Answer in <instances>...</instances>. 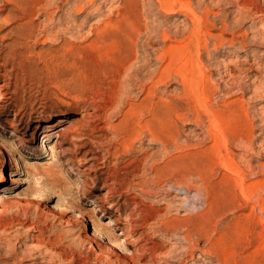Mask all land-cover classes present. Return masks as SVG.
I'll list each match as a JSON object with an SVG mask.
<instances>
[{
  "label": "rangeland",
  "instance_id": "374dc122",
  "mask_svg": "<svg viewBox=\"0 0 264 264\" xmlns=\"http://www.w3.org/2000/svg\"><path fill=\"white\" fill-rule=\"evenodd\" d=\"M186 1L198 16L205 15L215 25L207 33H222L229 40L233 35L231 47L224 43L218 49L204 31L207 49L200 53L204 79L194 78L199 69H189L181 62H171L165 70L169 60L164 49L184 38L192 23L184 15L164 12L158 0H0V90L4 95L0 142L11 146L14 154L9 157L17 159L18 165L29 164L32 169L54 155L63 166L50 180L64 185L60 191L53 189L54 193L42 189L50 198L47 203L16 213L19 203L13 201L29 181L21 173L8 177L13 169L9 159L0 157V196H4L0 199V264H220L211 249L216 237L213 226H224L249 211L228 210L215 218L205 187L216 184L220 174L206 171L203 177L197 173L186 177L167 169L177 160L197 163L213 156L205 151L214 145L208 112L224 109L236 99L253 124L250 142L231 143L236 162L242 169L250 166L247 172L254 170L250 182L264 174L260 166L264 164V0ZM223 23L226 30L221 32ZM161 33L167 35V41ZM130 104L136 109L132 111ZM151 110L162 111L160 115L170 112L158 122L150 120ZM134 111L138 114L132 115ZM179 113L185 116L184 122ZM11 120L14 125L8 124ZM58 128L60 135L53 134ZM153 174L160 176L159 181ZM188 179L199 193L196 188L189 190ZM9 184L16 188L2 192ZM57 194L67 212H80L90 220V228L113 221L116 227L107 231L110 238L136 234L137 242L130 247L132 261L98 254L99 245L91 244L87 229L81 226L67 235L71 222L65 223L61 217L46 219V209L60 198ZM61 194L68 196L62 198ZM255 213L262 217L257 208ZM175 227L178 232L172 229ZM239 244V260L255 250L263 251L254 244L247 250L242 240Z\"/></svg>",
  "mask_w": 264,
  "mask_h": 264
},
{
  "label": "bare ground",
  "instance_id": "6f19581e",
  "mask_svg": "<svg viewBox=\"0 0 264 264\" xmlns=\"http://www.w3.org/2000/svg\"><path fill=\"white\" fill-rule=\"evenodd\" d=\"M66 1V0H65ZM158 2H160V7L161 9L170 14L171 16L174 15H181V16H186L190 19V22L192 23V28L189 32H185L187 35L184 38H179V40H175L173 42V44H168V47H166L167 49H164L166 51V57L167 60H169V64L168 69L165 68L164 66L166 65L164 63V61L162 60L163 64H165L163 67L165 68V70H169V65L171 62H177L175 64H178V62L182 63L180 65H184V67H188L189 69L192 70H196L199 69V73L198 75H195L194 78H202L204 79V73L200 72V68L202 67V59L200 56L201 53V49L206 50L207 49V43L206 40L204 39V34L207 33L206 31L214 28L213 23H211L204 15V17L202 16H198L191 8V4L190 1H183V0H158ZM89 3V2H88ZM90 4V3H89ZM91 5V4H90ZM157 5V3H156ZM83 6V5H82ZM81 6V7H82ZM79 7V6H77ZM80 7V9H81ZM85 7V6H84ZM76 8V7H75ZM74 8V9H75ZM209 10V9H208ZM207 10V13L209 14ZM83 11V10H82ZM127 11V10H126ZM80 12V11H79ZM203 12H206L205 10ZM204 14V13H203ZM212 14V12L210 13ZM201 15V14H199ZM207 15V14H206ZM129 16V15H128ZM209 16V15H208ZM213 16V15H212ZM179 17V16H178ZM133 18V17H132ZM130 22V21H129ZM133 23V22H132ZM142 23V22H141ZM111 24V23H110ZM121 24V23H120ZM184 24V23H183ZM224 24H221V32L224 29ZM116 25V24H114ZM182 25V24H181ZM127 26V25H126ZM125 26V27H126ZM133 26V25H132ZM117 27V26H116ZM175 27V26H174ZM107 28V27H106ZM141 28V27H140ZM185 28V27H184ZM112 29V28H111ZM131 29V28H130ZM187 29V28H186ZM215 29V28H214ZM97 30V29H96ZM110 29H108L109 31ZM129 29H127L128 31ZM134 30V29H133ZM137 30V29H136ZM135 30V31H136ZM139 30V29H138ZM210 30V31H211ZM226 30V27H225ZM118 31V29L116 30ZM205 31V33H204ZM208 31V32H210ZM112 32V31H111ZM107 33V32H106ZM129 33V32H128ZM225 33V31L223 32ZM104 34V33H103ZM108 34V33H107ZM106 34V35H107ZM119 34V33H118ZM209 36V38L212 37V40H214V42H216V45L219 49V47H221L222 45L224 46V43H226L227 45L232 44V36L231 35V39H226V37H224V35L221 33L217 34V35H213V34H209L207 33ZM126 35V34H125ZM131 35V34H130ZM110 36H113V34H111ZM115 36V35H114ZM117 36V35H116ZM161 36L164 38L167 35H162ZM206 36V35H205ZM130 37V36H129ZM136 37V36H135ZM178 37V36H177ZM100 38V37H99ZM106 38V37H105ZM108 38V37H107ZM112 38V37H111ZM119 38V37H118ZM126 41L129 40L130 38H128V36L126 35ZM166 38V37H165ZM164 38V40H165ZM169 39V37H167ZM214 38V39H213ZM113 39V38H112ZM133 39V38H132ZM155 39V38H154ZM237 39V38H236ZM101 40V39H100ZM113 40H117V39H113ZM153 40V39H152ZM104 41H106V39H104ZM163 41V39H162ZM167 41V39L165 40ZM164 41V42H165ZM1 42V41H0ZM121 42V41H120ZM123 43V42H122ZM163 43V42H162ZM129 44V43H127ZM225 44V45H226ZM113 45V44H112ZM117 45V43H116ZM147 45V44H146ZM214 45V44H213ZM212 45V46H213ZM164 46V45H163ZM114 47V46H113ZM128 46L124 47L125 49ZM131 47V46H130ZM115 48V47H114ZM113 48V49H114ZM120 48V47H119ZM129 48V47H128ZM110 49V48H109ZM130 49V48H129ZM128 49V50H129ZM216 49V48H215ZM116 50V49H114ZM117 51H119L117 49ZM128 52V51H127ZM126 52V53H127ZM134 52V51H133ZM203 52V51H202ZM207 52V51H206ZM217 52V51H216ZM115 53V52H114ZM164 53V52H163ZM110 54V53H109ZM165 54V53H164ZM119 55V54H118ZM158 55V54H157ZM115 56V55H112ZM120 56V55H119ZM161 56V55H159ZM108 57V56H107ZM111 57V56H110ZM116 57V56H115ZM127 57V55H126ZM163 57V58H164ZM208 57V56H207ZM116 59V58H115ZM160 59V57L158 58ZM165 59V58H164ZM128 60V59H125ZM161 60V59H160ZM159 61V60H158ZM126 62V61H125ZM132 62V61H131ZM161 62V63H162ZM168 62V61H167ZM204 64V62H203ZM174 65V64H172ZM108 66V65H107ZM171 66V65H170ZM175 66V65H174ZM109 67V66H108ZM118 67V66H117ZM162 67V66H161ZM162 67V69H163ZM178 67V66H177ZM204 67V66H203ZM110 68V67H109ZM174 68V67H173ZM236 67H234L235 69ZM233 69V70H234ZM206 70V69H204ZM229 70V69H228ZM238 69H236L237 71ZM131 71V70H130ZM163 71V70H161ZM160 71V72H161ZM178 71V70H177ZM165 72V71H164ZM168 72V71H167ZM170 72V71H169ZM209 72V71H208ZM171 73V72H170ZM175 73V71H174ZM176 74V73H175ZM186 75H188L187 73H185ZM208 74V73H207ZM233 74V73H232ZM109 75V74H108ZM166 78H172L171 76H167ZM162 76V75H161ZM180 76V74H179ZM178 76V77H179ZM184 76V75H183ZM108 77V76H107ZM182 77V76H181ZM189 77V76H188ZM228 77V76H227ZM165 78V76L162 77V79ZM174 78V77H173ZM176 78V77H175ZM209 78V77H206ZM155 79V78H154ZM182 79V78H179ZM187 79V77H186ZM186 79H182V80H186ZM191 81L193 79V77H190ZM157 80V78H156ZM165 80V79H163ZM167 80V79H166ZM189 80V79H188ZM180 81V80H179ZM109 82V81H108ZM112 82V81H111ZM182 82V81H181ZM210 82V80H209ZM141 83V82H140ZM160 83V82H159ZM164 83V82H163ZM190 83V82H189ZM188 83V85H189ZM195 83V82H194ZM206 82L204 81V84ZM154 84V83H153ZM152 84V85H153ZM182 84H186L185 82H183ZM203 84V83H202ZM203 84V86H204ZM114 85V84H113ZM162 85V84H161ZM191 85V84H190ZM189 85V86H190ZM195 85V84H194ZM143 86V85H142ZM147 86V85H146ZM182 86V85H181ZM184 86V85H183ZM196 86V85H195ZM145 87V86H144ZM156 87V86H155ZM185 87V86H184ZM229 87V85H228ZM148 88V87H147ZM190 88V87H189ZM198 88V86H196V89ZM203 87H201V90ZM214 88V86H213ZM232 88V87H231ZM120 89V88H119ZM150 89V87L148 88ZM183 90V88H181ZM205 89V88H204ZM229 90V88H227ZM118 90V89H117ZM152 90V89H151ZM150 90V91H151ZM191 90V89H190ZM195 90V89H194ZM209 90V89H208ZM215 90V88H214ZM220 90V89H219ZM147 91V90H146ZM158 91V90H157ZM205 91L207 92V90L205 89ZM155 92V91H154ZM160 92V91H159ZM182 92V91H181ZM193 92V91H192ZM203 92V91H202ZM209 92V91H208ZM153 93V92H152ZM210 93V92H209ZM219 93V91H218ZM150 94V93H149ZM193 94V93H192ZM207 94V93H206ZM154 95V94H153ZM157 95V94H155ZM182 95V94H181ZM203 95V93H202ZM205 95V94H204ZM146 97V96H145ZM144 97V98H145ZM143 99V98H142ZM149 99H151L149 97ZM153 99V98H152ZM182 99V98H181ZM180 99V100H181ZM184 99V98H183ZM4 100V95L2 94V91L0 90V103H2ZM128 100V99H127ZM161 100V99H160ZM164 100V99H162ZM161 100V101H162ZM160 101V103H161ZM165 101V100H164ZM198 101V100H197ZM208 101V100H207ZM242 101V100H240ZM187 102V101H186ZM185 102V103H186ZM239 102V101H238ZM235 99L231 100L229 102H227L226 106L224 109H213L211 108L212 112H208V118H209V123H210V139L213 141L211 144L214 143V145H209V147L205 150L206 151V155L208 152H211L213 156L209 157V159H207L206 157L202 160H199L197 163L196 161H191V160H186L183 161L182 160H177V163L175 164H171L168 166V169L171 174H185L186 177H188L193 173H197L199 174L200 177H203L204 172L208 171L211 172L213 174V172L217 171V173L220 174V179L218 180V182H216V184H213L212 186H206L205 190H206V197H209V200L211 199V202H209V209L212 213V215L215 218H219L220 216H222L225 211L228 212V210H233L237 213H241L244 211H249L248 214L245 215V213L240 214L239 216H237L235 219H232L228 224L226 225H221V224H216L215 226H213V232L215 233L214 235L216 236L213 240V244L211 245V249L213 250V253L217 260L219 261L220 264H264V174L262 173L260 177H257L252 180L251 182L249 181V175H256V173L254 172V170H249L247 172V168L250 166H247V168L244 170L242 169L236 162V153L234 152V146L231 145V143H244V142H250L249 139L251 137L252 134V125L251 122L249 121L248 118V114L246 113L247 111L244 109V107L242 105H239ZM244 102V100H243ZM130 103V102H129ZM128 103V105H129ZM169 103V102H168ZM206 103V101H205ZM204 103V104H205ZM136 104V103H135ZM165 105L166 104L164 103ZM203 104V103H202ZM207 104V103H206ZM187 105V104H186ZM133 106V104H132ZM130 104V108H132V111L134 109H136V107H132ZM146 106V105H144ZM149 106V105H148ZM147 106V107H148ZM199 106V104H198ZM146 107V108H147ZM151 106H149L150 108ZM171 107V106H170ZM175 107V106H173ZM171 107V108H173ZM184 107V106H183ZM186 108L188 106H185ZM207 107L209 108L210 105ZM220 107V106H219ZM144 108V110L146 109ZM157 107L156 110H158ZM162 108V107H161ZM108 109V108H107ZM150 109H153V107H151ZM164 109V108H163ZM199 109V107H198ZM197 109V110H198ZM247 109V108H246ZM138 110V109H137ZM149 110V109H148ZM151 110L150 111V116L151 119H154L158 122L161 121L160 117H167L168 115L166 113L160 115L159 113L162 112L159 110ZM196 110V109H195ZM125 111V110H124ZM167 111V110H166ZM176 111V110H175ZM173 114H177V113ZM204 111V110H203ZM210 111V110H209ZM138 111H134L132 114L134 115V113H137ZM142 111L139 112V114ZM191 112V111H190ZM200 112V111H199ZM123 113V112H121ZM198 113V112H197ZM196 113V118L199 119V116H197ZM180 114V113H179ZM202 114V113H201ZM140 116V115H139ZM142 116V115H141ZM183 116V115H182ZM181 114L180 116L177 117L181 119H183L182 121L184 122V118L185 116L182 117ZM203 116V115H201ZM120 117V116H119ZM124 117V116H123ZM143 117V116H142ZM141 117V119L143 120V118ZM206 117V115H205ZM176 118L178 121L181 119ZM187 118V116H186ZM195 116L194 119L196 120ZM123 120L125 118H122ZM127 119V117H126ZM125 119V122H126ZM145 119V118H144ZM148 120V121H150ZM152 120V121H154ZM173 120V119H172ZM190 120V119H189ZM207 120V119H206ZM204 119V121H206ZM122 121V120H121ZM128 121V120H127ZM138 121V120H136ZM197 121V120H196ZM202 121V120H201ZM146 122V121H145ZM162 122V121H161ZM198 122V121H197ZM62 124V122H60ZM119 123V125L122 123ZM124 123V122H123ZM122 123V125H123ZM147 123V122H146ZM152 123V122H151ZM154 123V122H153ZM171 123V122H170ZM196 123V122H194ZM206 123V122H205ZM9 125H14L13 120L8 122ZM148 124V123H147ZM158 124V123H157ZM163 124V123H162ZM203 124V123H202ZM208 124V123H207ZM146 125V124H145ZM144 125V126H145ZM156 125V124H155ZM124 126V125H123ZM143 126V125H142ZM143 126V127H144ZM162 126V125H161ZM172 126V125H171ZM179 126V125H178ZM205 126V125H204ZM118 127V126H116ZM121 127V126H119ZM146 127V126H145ZM148 127V126H147ZM164 127V125H163ZM162 127V128H163ZM166 127V126H165ZM169 127V126H168ZM154 128V127H153ZM161 128V129H162ZM159 129V128H158ZM167 129V127H166ZM176 129V128H175ZM60 130L61 129H56L54 131L53 134H58L60 135ZM116 130V129H115ZM154 130V129H153ZM117 131V130H116ZM151 131V130H150ZM63 132V131H62ZM160 132V131H159ZM174 132V131H173ZM150 134H153L150 132ZM158 134V133H157ZM176 134V133H175ZM178 134V133H177ZM207 134H209L207 132ZM167 135V134H166ZM253 135V134H252ZM155 137V134L152 135ZM173 136V135H172ZM45 137V135H44ZM59 137V136H58ZM64 139V137H63ZM153 139V138H152ZM151 139V140H152ZM162 139V138H161ZM165 139V138H164ZM163 139V140H164ZM167 139V136H166ZM209 139V140H210ZM171 140V139H170ZM169 141V140H168ZM61 143V142H60ZM59 143V144H60ZM160 143V142H159ZM169 143V142H168ZM172 143V142H171ZM162 144V143H161ZM163 145V144H162ZM164 146V145H163ZM251 146V144H250ZM9 147V148H8ZM10 145L8 144H3L0 142V157L3 160H7L9 159V166H10V170L13 169V171H11L12 173L8 174V177L11 175H17L18 173H21L23 175L26 176L27 180L29 181V185L26 188V190H22L23 193L22 195H18V200H14L13 203H19L18 206H16L14 209V211L16 213H19L21 211H23L24 209L32 206V205H36L37 207H39L40 205H42L43 203H47L49 201L50 198H48L47 194H44V192H42L44 188H49L52 189L53 193L55 190L53 189H58L59 191L63 188V184L62 182L57 183V181L52 182V180H50L51 177H53L57 171V169H59V167H62V163L59 162V165L57 164V160L54 159V155H51V158L49 161H41L38 162L35 167L32 169L31 166L28 164V166H26V164H22V165H18V160L14 159V157H9L11 153L14 154V152L12 151V148L10 149ZM78 149H82V146H78ZM126 147V146H125ZM240 147V145H239ZM248 147V145H247ZM178 149V147H176ZM183 148V147H182ZM206 148V147H205ZM241 148V147H240ZM244 148L245 145H244ZM243 145L241 149H244ZM181 150V149H178ZM186 150V149H185ZM203 150V149H202ZM239 150V149H238ZM247 150V148H246ZM80 151V150H79ZM109 152V151H108ZM189 153V152H188ZM251 153V152H249ZM52 154V153H51ZM64 154V153H63ZM183 154V153H182ZM186 154V153H184ZM190 154V153H189ZM198 154V153H197ZM252 154V153H251ZM41 155V154H40ZM62 155V154H61ZM181 155V154H180ZM260 155V154H259ZM84 156V155H83ZM174 156V155H173ZM177 156V155H176ZM175 156V157H176ZM200 156V155H199ZM48 157V156H47ZM179 157V156H178ZM201 157V156H200ZM255 157V156H254ZM261 157L264 158V156L262 155ZM182 158V157H181ZM43 159V158H42ZM207 159V160H206ZM260 159V158H259ZM46 160V159H45ZM54 160L53 163H51V161ZM171 160V159H170ZM175 160V161H176ZM174 161V162H175ZM254 161V160H253ZM258 161V160H257ZM171 162V161H170ZM259 162V161H258ZM165 165V164H164ZM260 165V164H259ZM254 166V165H253ZM261 167H263L264 169V164L261 163L260 165ZM157 167V166H156ZM155 167V169H156ZM170 167V168H169ZM20 168V169H19ZM158 168V167H157ZM70 169V168H69ZM262 169V168H261ZM260 169V170H261ZM262 169V170H263ZM158 170V169H157ZM154 171V170H153ZM152 172V171H151ZM160 172V171H159ZM159 172H156V174H159ZM169 172V173H170ZM161 173H163L161 171ZM59 174V172H58ZM154 176H157V175ZM189 174V175H186ZM215 174V173H214ZM260 174V173H259ZM257 172V175H259ZM161 176V174H159ZM202 175V176H201ZM160 176H157L156 178L158 179ZM164 177L166 175H163ZM194 176V175H193ZM209 176V175H208ZM207 176V177H208ZM212 176V175H211ZM40 177L42 178V180L40 181ZM168 177V176H167ZM166 177V178H167ZM55 178V177H54ZM205 178V177H204ZM203 178V179H204ZM52 179V178H51ZM156 179V180H157ZM176 179V178H174ZM181 179L186 180L187 178L185 177H181ZM180 179V180H181ZM201 179V178H200ZM206 179V178H205ZM204 179V180H205ZM213 179V177H212ZM215 179V178H214ZM10 181L11 178H9ZM171 180V179H170ZM169 180V181H170ZM183 180L182 185H184V187L186 186L185 182ZM207 180V179H206ZM209 180V179H208ZM26 181V180H25ZM155 181V180H154ZM159 181V179H158ZM157 181V182H158ZM167 181V179H166ZM176 181H179V179L177 178ZM189 181V179L187 180ZM186 181V182H187ZM203 181V180H202ZM156 182V181H155ZM162 182V180H161ZM172 182V181H171ZM180 182V181H179ZM26 183V182H24ZM143 183V181H142ZM175 183V182H174ZM204 183V182H203ZM144 184V183H143ZM173 184V183H172ZM209 184V183H208ZM170 185V184H169ZM167 185V186H169ZM176 185V183H175ZM90 186V184L88 185V187ZM145 186V184H144ZM188 186H190V181L188 183ZM205 186V185H204ZM178 187V186H177ZM16 186L13 185H6L3 187V189L1 190L2 192H7L10 191L12 189H15ZM166 188V187H165ZM193 190V188L195 189V191H197V193H199L198 188L194 185L189 187ZM66 189V188H65ZM68 189V188H67ZM186 189V188H185ZM51 190H49L50 192ZM68 192V190H67ZM71 192V191H70ZM20 193V192H18ZM64 195L66 193H63ZM70 194V193H68ZM155 194V193H154ZM58 195V194H57ZM62 195V194H61ZM50 196V195H49ZM52 196V195H51ZM60 196V195H58ZM68 196V195H66ZM62 195L63 197H66ZM4 196H0V199L2 200ZM205 197V198H206ZM54 198V196H53ZM57 198V197H56ZM63 202V201H62ZM61 202V196L60 198L57 199V201L55 202V204L51 207H48L45 211V218H56V217H61L65 223L67 222H71V226L72 229L69 231H66L67 235H72L74 232L76 233V231H78V229H80V226L83 227L84 229H87V239H89V241L91 240V244H98L99 248H98V254H103L106 253L108 256H111L112 254L117 258V259H123V260H131L133 259L134 255H133V248L130 247H134L135 243L137 242V235L134 233H123L122 239H112L110 238V236L108 235V232H110L111 228L116 227V223L113 221H109L108 223H104L101 226H93L92 228H90V220L86 219V217L81 214L80 212H76V213H71V212H67L64 208V202L62 204ZM208 204V203H206ZM1 207V206H0ZM110 207V204L108 205V208ZM208 208V207H207ZM257 208V210L262 214V217H259L256 215L255 213V209ZM203 211V210H201ZM205 211V210H204ZM209 211V210H208ZM226 212V213H227ZM257 212V211H256ZM15 213V214H16ZM258 213V214H260ZM200 214V213H199ZM7 215V214H6ZM206 215V213H205ZM8 216V215H7ZM5 217V216H4ZM224 218V217H222ZM221 218V219H222ZM179 220V219H178ZM198 220V219H197ZM199 221V220H198ZM216 221V219H215ZM166 222V221H165ZM171 222V221H169ZM168 222V223H169ZM162 223V222H161ZM166 223V225H170ZM216 223H219L216 222ZM223 223V222H222ZM172 227V225H170ZM169 226V227H170ZM174 226V225H173ZM208 226V225H207ZM178 228V227H177ZM177 228H172L173 230H177ZM169 229V228H168ZM171 229V228H170ZM169 229V231H170ZM182 229V228H181ZM180 229V231H182ZM208 229V228H207ZM188 230V229H187ZM191 230V229H190ZM211 230V229H210ZM62 232V231H61ZM212 232V234H213ZM121 234V232H119ZM183 233V232H182ZM187 233V232H186ZM191 233V232H190ZM210 233V232H209ZM78 234V233H77ZM111 234V233H110ZM191 235V234H190ZM176 236V235H175ZM195 236V235H193ZM211 236V235H210ZM187 237V236H185ZM198 237V236H197ZM263 237V238H262ZM79 239V238H78ZM186 240V239H185ZM242 240V242L247 244L246 249L248 250L249 247L253 246V244L256 246L255 248L258 249H263L262 253H258L256 250L254 252L248 253L245 256H242L241 259H236V249L240 247V241ZM73 241V240H72ZM75 241V240H74ZM209 244V243H208ZM211 244V243H210ZM195 245V243H194ZM208 246V245H207ZM242 247V246H241ZM93 248V247H92ZM92 248H89V250ZM252 250V249H251ZM209 251V250H208ZM261 251V250H260ZM135 252V251H134ZM212 256V254H210ZM111 264V263H110Z\"/></svg>",
  "mask_w": 264,
  "mask_h": 264
}]
</instances>
